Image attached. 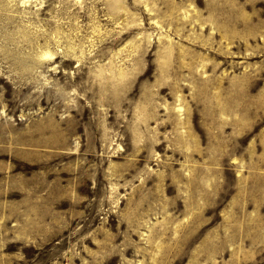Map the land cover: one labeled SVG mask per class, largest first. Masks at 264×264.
I'll use <instances>...</instances> for the list:
<instances>
[{"label":"rangeland","instance_id":"rangeland-1","mask_svg":"<svg viewBox=\"0 0 264 264\" xmlns=\"http://www.w3.org/2000/svg\"><path fill=\"white\" fill-rule=\"evenodd\" d=\"M0 264H264V0H0Z\"/></svg>","mask_w":264,"mask_h":264}]
</instances>
